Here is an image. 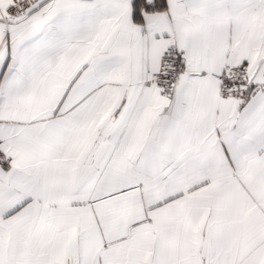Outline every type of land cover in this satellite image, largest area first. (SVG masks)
Masks as SVG:
<instances>
[{
  "label": "snow or ice",
  "instance_id": "1",
  "mask_svg": "<svg viewBox=\"0 0 264 264\" xmlns=\"http://www.w3.org/2000/svg\"><path fill=\"white\" fill-rule=\"evenodd\" d=\"M0 264H264V0H0Z\"/></svg>",
  "mask_w": 264,
  "mask_h": 264
}]
</instances>
